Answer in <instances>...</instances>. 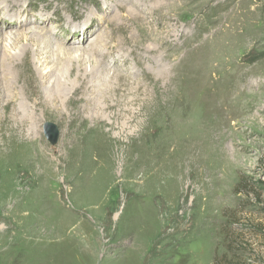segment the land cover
<instances>
[{
    "label": "rangeland",
    "instance_id": "rangeland-1",
    "mask_svg": "<svg viewBox=\"0 0 264 264\" xmlns=\"http://www.w3.org/2000/svg\"><path fill=\"white\" fill-rule=\"evenodd\" d=\"M20 1L48 16L51 41L67 49L105 37L109 85L120 75L126 89L147 88L154 112L144 109L139 128L92 129L85 102L98 81L80 88L69 74L90 73L91 59L65 61L53 98L50 66L29 49L38 96L24 101L13 87L34 118L15 128L20 116L0 113L14 127L0 128V264H264V0H132L138 8L119 10L122 0ZM66 25L69 35L58 32ZM84 25L93 33L74 31ZM153 82L171 88L166 111ZM204 112L217 124L203 127ZM240 178L255 200L237 193Z\"/></svg>",
    "mask_w": 264,
    "mask_h": 264
},
{
    "label": "bare ground",
    "instance_id": "bare-ground-1",
    "mask_svg": "<svg viewBox=\"0 0 264 264\" xmlns=\"http://www.w3.org/2000/svg\"><path fill=\"white\" fill-rule=\"evenodd\" d=\"M20 2H21L20 0L19 1L18 0H0V113H1V115L2 114L6 115L8 113H11L14 118H17L18 116H20L21 120L16 123V125L14 126L15 128L23 127L26 124H28L29 122L31 123V120L34 118V117L33 118L31 117L32 115L30 116L31 118L28 117V115H29L28 110L25 108V104L22 101L18 102L19 96L16 92L15 87H13L14 84L20 85V88L22 91L21 96H22V99L24 101H26V100L30 101V99H32L33 97L38 96L37 85L34 84V82H36L37 79H35V77L31 73H29V78L27 77L28 68H27L26 58L29 57V53H30L29 49L32 48L34 51V56L43 59V62L46 63L47 66H50L51 70L49 69L48 76L51 77V82H53L55 84V87H52L53 85H51V87L49 88V94L48 95L53 97V98L55 97L56 93L62 87H64L67 84L64 80H62L63 73H61V71H62L61 67L63 66L65 61L68 60V61L73 62L75 60L76 63H79L80 62L79 60L81 58H83L84 55L88 56V58L91 59L93 69L91 70L90 73H86V72L79 73L81 71V66L77 65L75 67H72V69L69 71V74L75 75V81L79 82L80 88L87 87L90 84L92 79L98 81L97 83L99 86L97 88L96 93H94V95L91 94L92 92L90 93V95L94 96V97L91 100L85 102L86 109L88 111H92V114H93L94 118L96 119L94 121L92 129L99 130V129L109 125L110 129H113L116 127L118 128L119 126H121V129L123 130L124 125H131V124H133V125L136 124L134 126L136 128H139L141 125V122H138V120H136V119L139 116H141V114H143L145 112L147 113V115H149L154 110V109L152 110V106L154 103H153V101L148 102L149 100H146V99L151 98L147 92V88L143 90L140 88V84L139 85L137 84L134 88L133 87L131 89L129 88L130 90L128 88L126 89L124 87L125 82L122 83L123 79L121 78L120 75L116 76V84L114 86L109 85V83L111 82L109 77H108L109 74L107 72H105V74L103 73V70L106 69L107 65L101 61L106 56V54H104L105 51L107 50L106 48H110V47H107V45H108L107 42H106V44L104 43L105 37L103 38V40H101L100 35L96 36L93 39L92 43H90L87 48L69 47L67 49L62 44H58L56 42L51 41V39H54V38H50V36L53 35L52 30L44 28V26H47V24L49 23L50 19H48V16H42L43 20L38 19L37 17L40 15L34 16L35 14H30L28 9L25 6H23ZM109 3H110V1H109ZM180 4H182V3H180ZM125 5L131 6V9L138 8L136 4L132 3V0H122V2H120V4L117 5V10H119V8L121 6L124 7ZM170 7H172V6H170ZM150 8H153V7H149V8L145 9L146 15L148 17V21L146 20L147 25H148V27H147L148 32H152V25L151 24H153V20H152L153 18L151 17L153 13H152V9L150 10ZM161 8H162V6H161ZM158 9H159V7H158ZM175 12H177V10ZM30 15H31V17L33 15V18H30ZM135 18H137V17H135ZM135 18H132V21H135ZM6 21H7V23H6ZM118 21H119V17H118V19L114 20V23L117 22V24H118ZM87 22H91V21L87 20ZM32 25H35V26H32ZM157 25H156V27H157ZM84 26H86V25H84ZM87 26H89V24ZM87 26L81 30H74V31L79 32L80 33L79 35L85 36L90 32L89 28L92 27V26L91 27H87ZM54 27H57V25H55ZM114 27H115V25H114ZM70 28H72V27H70ZM79 28H81V27H79ZM94 28L95 27H93L92 29H94ZM58 29H59L58 32H61L62 30H65L64 32L68 31L66 33V35H69L71 33L69 31L68 25H66L65 27L63 26V28H58ZM125 30H126V27L123 25H119V26H116L114 28V31L116 33L118 32L121 34L124 33ZM112 31H113V29H111V32ZM75 34H77V33H73L70 36V39L69 40L67 39V43L69 41L76 42V40L71 39ZM47 38H49V40ZM82 39H83V41L85 40V38H82ZM24 40L26 42L25 44H27V45H25L23 48H20L15 53L11 54L10 51H8L6 49L7 48L6 46H8L10 49L16 50L15 49L16 45L21 41L23 42ZM54 41H55V39H54ZM63 42H65V41H63ZM102 42L104 44H101ZM73 50H75V53L79 52V51H80V53L79 54L76 53V54H74L75 56L73 55V57H72L69 54H71ZM132 53L134 55H137L135 48H132ZM123 61H124V59L121 62L123 63ZM107 70L110 71L109 68ZM142 78H143V80H145V83L152 82L147 75L142 76ZM179 82H178V84H179ZM149 87H152L154 94L156 95L157 98L163 97L164 104H163V107L161 110L166 111L168 106L171 104L170 93H169V90L171 88L168 90L167 84L163 85L162 88H159V87L156 88L154 82L151 83ZM128 95H130L131 98H129L127 100L126 98ZM203 97H206V96H203ZM141 99H145L146 101H142L141 103H139L141 101ZM76 101L77 100H75L72 103L75 104ZM135 104H138L137 109L132 108ZM198 105H199V103H198ZM33 106L35 107V109L34 108L33 109L36 110L37 107L41 106V103L39 101H34ZM144 109H145V112H144ZM158 110H160V109H158ZM31 113L33 115H35V112L31 111ZM167 113H169V112H167ZM102 114H106L108 116L109 120H112V121L110 123H107L106 120L102 119ZM176 114H177V112H176ZM209 115L205 112L203 113V117L207 116V118L202 117L203 121H201V124L203 127H205L204 125H207V127H208L209 125L217 124L216 116H215V118L211 119V118H209ZM9 116H11V115H9ZM177 116H178V114H177ZM122 117H126L125 122H122L121 125H119V124L117 125L114 121H116ZM172 121H173V119H172ZM199 121H200V119H199ZM176 122H179V121H176ZM162 123H163V121H162ZM198 125H199V123H198ZM1 127L6 128L7 130L14 128V127H12V124L9 122V120L6 117H4L2 120H0V128ZM31 127H33V126H31ZM209 128H210V126H209ZM165 138H167V137H165ZM189 139H191V138H189ZM189 139H187V140H189ZM161 141H163V140H161ZM168 141L170 143H173L174 140L170 139ZM196 143L198 144L199 141H196ZM183 148L186 149V146L180 145V147L177 148V153L182 152ZM173 156H174V153L171 152L169 157H173Z\"/></svg>",
    "mask_w": 264,
    "mask_h": 264
},
{
    "label": "trees",
    "instance_id": "trees-1",
    "mask_svg": "<svg viewBox=\"0 0 264 264\" xmlns=\"http://www.w3.org/2000/svg\"><path fill=\"white\" fill-rule=\"evenodd\" d=\"M245 185H246V181L244 182L243 178H240L238 184L235 187V190H238V192H237L238 194L239 193H245L248 196H252L255 200L256 199L255 194H254V192H252V190H250L252 186L251 185L245 186ZM245 187H247V188L245 189Z\"/></svg>",
    "mask_w": 264,
    "mask_h": 264
}]
</instances>
